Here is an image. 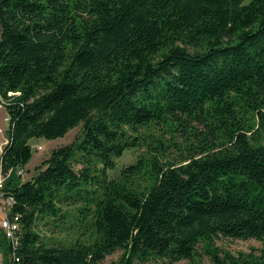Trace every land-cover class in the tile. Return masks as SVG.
Masks as SVG:
<instances>
[{"label":"trees","instance_id":"16d2710c","mask_svg":"<svg viewBox=\"0 0 264 264\" xmlns=\"http://www.w3.org/2000/svg\"><path fill=\"white\" fill-rule=\"evenodd\" d=\"M0 101L5 264H264L216 244L264 243V0H0ZM77 126L23 179L32 140Z\"/></svg>","mask_w":264,"mask_h":264},{"label":"rangeland","instance_id":"374dc122","mask_svg":"<svg viewBox=\"0 0 264 264\" xmlns=\"http://www.w3.org/2000/svg\"><path fill=\"white\" fill-rule=\"evenodd\" d=\"M249 1V0H246ZM7 128H8V118L7 111L4 106H0V144L3 146L7 142ZM81 131V126H77L71 129L65 136L58 137L55 139H47L44 137H39L32 140V152L33 156L30 161L24 166V172L22 173L23 179H29L34 174V169L37 165H39L43 158L47 157L51 150L60 145H64L72 142L77 134ZM165 138H168L170 134L163 131ZM38 145H41L42 148H37ZM144 148H132L127 149L122 157L117 159V168L111 171L113 176L118 175L121 172V169L127 166L130 163H134L137 161L139 155L142 153ZM168 158L174 159L177 156V148L173 145H170L168 148ZM77 168L81 167V164H76ZM65 210H68L70 213H74V207L65 206ZM8 209V203L4 197H0V229L2 227V220L4 217V212ZM69 217L67 219L66 225H69ZM65 225V228H67ZM39 229L41 233L47 237L54 236L61 240L65 241H73L77 237H79L80 232L76 229L69 228V230L60 232L59 228H54L59 232H52V226L49 223H45V220L39 224ZM216 244L220 246L222 249L230 251L234 254H239V252H253L255 255L263 254L264 243L262 240L256 238L250 239H241V238H219L216 240ZM198 250L200 255L196 258V262L192 263L188 260H182L176 262L174 264H213L211 262L210 256L205 252L202 245L198 246ZM122 254V250H117L115 253L108 255L102 264H116L120 255ZM0 264H5L3 261V254L0 247ZM139 264H162L158 263H139Z\"/></svg>","mask_w":264,"mask_h":264},{"label":"built area","instance_id":"2783aa9c","mask_svg":"<svg viewBox=\"0 0 264 264\" xmlns=\"http://www.w3.org/2000/svg\"><path fill=\"white\" fill-rule=\"evenodd\" d=\"M0 106H3L1 101H0ZM37 148H42V146L38 145ZM2 150H3V148H2V145L0 144V197H4L3 193L1 191V188H2L4 180L6 178V174H4V172L2 170V164H1V153H2ZM19 172L23 173L24 169H20ZM5 199H6L7 203L11 202V198H5ZM6 212H7V210L4 212V217H3V220H2V228L4 229V232H5L6 236L11 238V239H13L14 238V233H15V230L17 229V227H18V224H17V222L15 220L11 221L7 217Z\"/></svg>","mask_w":264,"mask_h":264}]
</instances>
